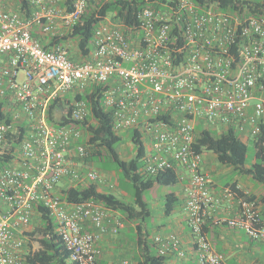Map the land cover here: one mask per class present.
Returning a JSON list of instances; mask_svg holds the SVG:
<instances>
[{"label": "built area", "instance_id": "1", "mask_svg": "<svg viewBox=\"0 0 264 264\" xmlns=\"http://www.w3.org/2000/svg\"><path fill=\"white\" fill-rule=\"evenodd\" d=\"M8 1L0 0V154L8 158L0 167V264H31L26 255L37 248L29 233L39 221L38 205L53 217L69 261L101 264L98 237L118 233L121 219L94 197L73 202L62 193L101 182V174L84 163L89 135L79 124L90 109L77 98L101 84L115 132L139 133L140 171H185L177 175L186 179L184 211L198 264H227L204 231L224 198L235 199L238 210L222 221L264 243V212L256 201L238 198L230 187L213 194L203 152L194 147L201 131H231L243 143L260 133L264 14L213 11L193 0L144 6L136 13L137 26L112 16L99 22L85 56L77 40L66 37L88 5L102 0H71L70 9L65 0H28V16L16 0ZM58 99L67 100L72 123L50 120V104ZM154 240L160 254L184 256L176 235Z\"/></svg>", "mask_w": 264, "mask_h": 264}, {"label": "trees", "instance_id": "2", "mask_svg": "<svg viewBox=\"0 0 264 264\" xmlns=\"http://www.w3.org/2000/svg\"><path fill=\"white\" fill-rule=\"evenodd\" d=\"M193 1L200 7L212 9L213 11H237L240 13L246 10L247 14H264V0ZM16 2L23 14L28 16L31 11L28 0H16ZM162 2L172 4L175 0H102L92 2L66 38L76 39L78 48L86 56L91 49L93 29L110 14H112L113 19L120 21L124 26H137L136 13L140 8L144 6L159 8ZM70 3L71 0H65L68 9H70ZM105 87L101 84L87 88L81 94H77V98L84 99L90 109V114L79 124V127L86 128L89 135L87 140L88 150L84 163L92 166L96 158H101L103 155L109 157L116 163L122 176L131 183L133 201L127 203L115 193L101 190L97 181L63 189V196L73 202L94 197L108 209L122 214L127 221L136 222L139 232L137 240L139 256L136 258V263L165 264L168 259L167 254H160L155 240L150 238V230L144 232L141 229V225L144 223L145 228L149 229L150 226L148 219L150 213L145 193L156 186L170 187L178 184L177 170L165 168L153 176L142 173L140 169L143 166L141 156L144 147L138 139L139 133L136 130L129 133L134 154L126 160L120 157L119 149L116 146L122 141L123 135L115 132L111 110L103 105L102 95ZM66 101L58 99L50 104V120L55 122L62 120L64 123H72L68 118L70 107ZM2 118L4 116L0 113V119ZM18 138L10 142V149L15 148ZM248 144H252L254 148V159L250 166L245 165ZM194 147L201 152L204 150L213 152L218 163L232 168L238 174L249 177L253 182L260 183L264 189V124L260 133L248 143H243L231 131L222 134L201 131ZM7 159V155L0 154V167L7 164ZM229 187L236 193L238 198L256 201V203L264 202V192L257 197L244 193L234 183L229 184ZM179 202L176 193H167L164 200V213L166 215L171 214ZM36 210L40 212L39 221L29 235L31 240L36 243L37 248L34 251H29L26 260L31 264H78L69 261L68 251L56 233V224L53 217L45 208L39 205L36 206ZM28 246L29 248L32 247L31 242L28 243Z\"/></svg>", "mask_w": 264, "mask_h": 264}, {"label": "crops", "instance_id": "3", "mask_svg": "<svg viewBox=\"0 0 264 264\" xmlns=\"http://www.w3.org/2000/svg\"><path fill=\"white\" fill-rule=\"evenodd\" d=\"M11 3L13 2H9V4ZM218 164V168L215 169V167L207 168L206 163L204 161L202 162V169L209 172L211 175L212 183L209 189L213 194L219 195L223 188L229 187V184L233 183L246 194H251L257 197L263 194L264 189L262 191H254L256 185L249 177L241 179L239 176H236L231 182L223 185L219 184V182L214 179V174L217 171L228 170L227 168L229 167L220 163ZM177 171L181 174L185 173L180 167ZM101 177L103 188L106 187L107 183L113 184L111 175L101 174ZM178 179L179 187L177 191H169L165 187L160 188V186H156L153 195L148 199L146 198L147 207L150 213L148 217L150 226L149 229H147L145 228L144 223L141 225V229L144 232L147 230L152 231L151 239H154L155 236L166 237L169 234H174L178 237L180 247L184 250V256L178 255L176 251H169L167 253L168 259L165 264H198L192 243V236L187 225L186 213L184 211V188L186 185V179ZM169 192L176 193L180 202L171 214L166 215L164 213V203L162 205L159 199L162 195L165 197ZM121 194L126 195L125 192H122ZM257 204L259 209L264 212V202H259ZM237 210L238 207L235 199L224 198L221 199L219 205L208 216L204 231L212 248L224 255L227 264H254L256 262H264V250L263 252L260 250V246H264V243L251 240L243 229L230 227L222 221L223 219L235 218ZM111 215L113 218L121 219L122 226L116 234L107 231L99 235L98 245L101 249V264H113L121 259H130L136 263V258L139 256V247L137 244L139 232L136 222L127 221L124 219V216L118 212L112 211ZM245 252H257L258 257L255 258V260H247L244 256Z\"/></svg>", "mask_w": 264, "mask_h": 264}, {"label": "rangeland", "instance_id": "4", "mask_svg": "<svg viewBox=\"0 0 264 264\" xmlns=\"http://www.w3.org/2000/svg\"><path fill=\"white\" fill-rule=\"evenodd\" d=\"M10 2H13V0H10ZM111 15L112 14H110V16ZM122 135H123L122 141L116 146V148L119 149L120 157L126 160V159H129L134 154V149L132 148L133 145H132V142L130 141V134L123 133ZM253 159H254V148L252 144H248V150H247V154L245 158V165L250 166L251 163L253 162ZM203 161L206 163L207 168H213V167H215V169L218 168L219 164L215 158L214 153L211 151H207V150L203 151ZM92 168L97 170L102 175H106V174L111 175L114 187L108 188V189L107 187L103 188V184L100 182L99 188H101L104 191H111L112 193H115L117 196L122 198L127 203H131L133 201L132 199L133 189H132L131 183L122 176L116 163L113 162L109 157L103 155L101 158H96L92 163ZM227 169L228 170L217 171L214 174V179L217 182H219V184L221 185L231 182L236 176L237 177L239 176L241 179H245L246 177L245 175L238 174V172H236L230 167ZM254 184L256 185L255 190H254L255 192L263 190V186L260 183L254 182ZM164 187L168 189L169 191H177L179 185L176 184L175 186H170V187L160 186V188H164ZM155 189L156 188L154 187L153 189L146 191L145 196L147 199L153 195V192ZM122 192H125L126 195L121 194ZM164 200H165V197L164 195H162L161 198L159 199L162 205L164 203ZM37 220L38 219L36 218L35 221ZM151 234H152V231H151ZM33 244L34 246L36 245V243H33ZM260 250L261 252H263L264 246L261 245ZM244 256L246 257L247 260H250V259L255 260V258L258 257V253L257 252L256 253L245 252Z\"/></svg>", "mask_w": 264, "mask_h": 264}]
</instances>
